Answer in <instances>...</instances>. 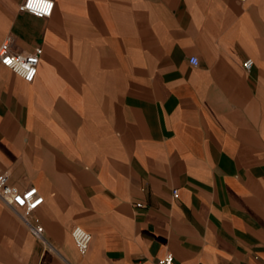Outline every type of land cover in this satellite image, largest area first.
<instances>
[{
    "label": "crops",
    "instance_id": "1",
    "mask_svg": "<svg viewBox=\"0 0 264 264\" xmlns=\"http://www.w3.org/2000/svg\"><path fill=\"white\" fill-rule=\"evenodd\" d=\"M21 1L0 44L42 52L29 82L0 63V172L43 228L12 264H264V0Z\"/></svg>",
    "mask_w": 264,
    "mask_h": 264
},
{
    "label": "built area",
    "instance_id": "2",
    "mask_svg": "<svg viewBox=\"0 0 264 264\" xmlns=\"http://www.w3.org/2000/svg\"><path fill=\"white\" fill-rule=\"evenodd\" d=\"M53 5L54 0H22L18 8L35 16L42 17L51 14ZM10 40L11 37L7 36L0 44V63L16 72L25 81H32L37 73L42 48L38 46L32 51L12 50L9 46ZM189 61L193 65H196L198 58L192 55ZM252 63L253 60L247 57L243 60L242 65L248 69ZM176 193L177 189H173V194ZM0 199L10 208L20 213L30 231L37 237H41L42 225L40 223H32L28 219L29 215L43 199L38 194L35 186L18 189L8 181V175L5 172H0ZM136 205L141 206L142 202H136ZM71 236L77 250L81 254H84L91 241V233L80 225H74L71 228ZM153 264H174V255L171 251H167L158 257Z\"/></svg>",
    "mask_w": 264,
    "mask_h": 264
},
{
    "label": "rangeland",
    "instance_id": "3",
    "mask_svg": "<svg viewBox=\"0 0 264 264\" xmlns=\"http://www.w3.org/2000/svg\"><path fill=\"white\" fill-rule=\"evenodd\" d=\"M27 230L28 225L20 213L0 202V260L4 264L13 263L15 260V236L18 240L22 239ZM15 232L18 235H15Z\"/></svg>",
    "mask_w": 264,
    "mask_h": 264
}]
</instances>
